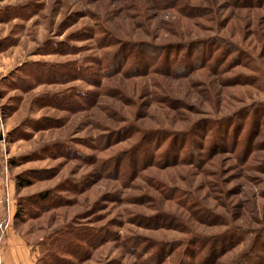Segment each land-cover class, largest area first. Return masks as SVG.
Listing matches in <instances>:
<instances>
[{
  "label": "rangeland",
  "instance_id": "obj_1",
  "mask_svg": "<svg viewBox=\"0 0 264 264\" xmlns=\"http://www.w3.org/2000/svg\"><path fill=\"white\" fill-rule=\"evenodd\" d=\"M168 1L0 0V175L33 264H264V0ZM135 45L161 52L135 68ZM82 230L85 259L50 250Z\"/></svg>",
  "mask_w": 264,
  "mask_h": 264
},
{
  "label": "trees",
  "instance_id": "obj_2",
  "mask_svg": "<svg viewBox=\"0 0 264 264\" xmlns=\"http://www.w3.org/2000/svg\"><path fill=\"white\" fill-rule=\"evenodd\" d=\"M177 0H169L167 5L171 6V8H173L176 5H183V4H179L176 3ZM254 0H244V2H248L251 3ZM258 1V0H257ZM206 9H203L202 12L205 13ZM139 49L137 50V52H133L132 49ZM135 47H128V46H124V48H127L125 50H127L128 52H131V54H133V56H131L134 61V66L135 68L138 67L139 64V60L140 57L145 56L146 54L149 53H156L158 51L161 52V50L159 49V47H154L152 46H145V45H138ZM140 52V53H139ZM191 58V57H190ZM197 61L201 62V64L204 62V59H202V57L199 58H195ZM175 60V59H174ZM178 60V59H177ZM190 59H187L185 61L179 62V64H183L182 65V69L180 70L182 73L184 72H188L191 71L192 69H194L193 63L189 61ZM132 65V66H133ZM18 186H22V187H27L28 186V182L25 179H22L20 177V179L17 181ZM20 211H16L15 210V215H14V222L17 220V214ZM91 237H92V233H90L89 231H77V232H67L66 234H55L53 239H52V243L51 244V251L53 252H60L63 254H68L71 255L72 258H74L76 261H81L83 259H85V255L87 254V252L85 251V248H90V246H92L91 244ZM85 246V247H84ZM52 259L55 258L54 253H52ZM252 260V259H251Z\"/></svg>",
  "mask_w": 264,
  "mask_h": 264
},
{
  "label": "crops",
  "instance_id": "obj_3",
  "mask_svg": "<svg viewBox=\"0 0 264 264\" xmlns=\"http://www.w3.org/2000/svg\"><path fill=\"white\" fill-rule=\"evenodd\" d=\"M1 176L2 175H0V218L7 220L9 223L7 230L3 234L5 237V245L2 251L3 264H33L29 248L24 244L22 238L16 233L14 229V215L16 210L14 205V184L11 181H8V193L10 201L6 206L4 203H1V200L4 197V177L1 178Z\"/></svg>",
  "mask_w": 264,
  "mask_h": 264
},
{
  "label": "built area",
  "instance_id": "obj_4",
  "mask_svg": "<svg viewBox=\"0 0 264 264\" xmlns=\"http://www.w3.org/2000/svg\"><path fill=\"white\" fill-rule=\"evenodd\" d=\"M3 185H4V197L1 200L2 204L4 203V205L7 206V204H9L10 201V197H9V193H8V179L7 178H3ZM9 226V223L7 220H3L0 218V235H3L5 233V231L7 230ZM1 264V262H0Z\"/></svg>",
  "mask_w": 264,
  "mask_h": 264
},
{
  "label": "water",
  "instance_id": "obj_5",
  "mask_svg": "<svg viewBox=\"0 0 264 264\" xmlns=\"http://www.w3.org/2000/svg\"><path fill=\"white\" fill-rule=\"evenodd\" d=\"M0 140H1V136H0Z\"/></svg>",
  "mask_w": 264,
  "mask_h": 264
}]
</instances>
